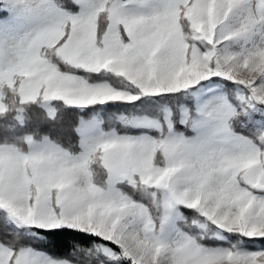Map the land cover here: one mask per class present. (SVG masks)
I'll return each mask as SVG.
<instances>
[{"label": "snow or ice", "instance_id": "snow-or-ice-1", "mask_svg": "<svg viewBox=\"0 0 264 264\" xmlns=\"http://www.w3.org/2000/svg\"><path fill=\"white\" fill-rule=\"evenodd\" d=\"M141 2L0 0V264H264V0ZM214 77L140 134L82 122L78 152L19 131Z\"/></svg>", "mask_w": 264, "mask_h": 264}, {"label": "trees", "instance_id": "trees-1", "mask_svg": "<svg viewBox=\"0 0 264 264\" xmlns=\"http://www.w3.org/2000/svg\"><path fill=\"white\" fill-rule=\"evenodd\" d=\"M60 2V0H58ZM74 10H78L75 9ZM108 78V77H104ZM233 82L224 80V85L227 87ZM226 94V93H225ZM180 97L179 101L176 100H165L160 101L159 97H141V100H148V105H141L140 101H136L133 104H126L124 102H112L105 105L89 106L87 108H77L72 106H63L62 102H54V105L58 111L56 119H51L48 114V109L43 106L33 107L31 120L27 128L19 129L21 132H34L39 130L40 136L48 135L49 138L61 146L68 148L71 151H80V140L81 135L75 131V128L79 126L84 119L97 116L101 120V124L104 129L109 130L113 126L119 129L121 132H128L130 134H140L148 131L144 128H136L131 125L125 126L124 120L120 116L131 117L137 115H148L150 113L163 114L166 106L168 105L175 113H177V119L180 112V103L183 102L188 106L194 103V98L191 93L175 94ZM159 101V103H157ZM0 123H3L0 121ZM177 129L185 131L186 134H191V131H186L182 124L177 122ZM5 134V129L0 128V135ZM156 135L155 132L152 133ZM188 211V210H186ZM82 235H89L88 233H82ZM97 243H100L98 237L95 238ZM36 248H46L43 241H38L33 245Z\"/></svg>", "mask_w": 264, "mask_h": 264}, {"label": "rangeland", "instance_id": "rangeland-1", "mask_svg": "<svg viewBox=\"0 0 264 264\" xmlns=\"http://www.w3.org/2000/svg\"><path fill=\"white\" fill-rule=\"evenodd\" d=\"M131 6L136 8V9H140L143 7H147V4L142 3L141 0H132ZM7 9H8V5L6 3L2 6H0V15H6ZM212 79L218 81V83L211 84L207 88H205V87H201V85H206V84H208V82L202 81L200 85L193 86L192 88L187 90L189 93H191L192 97L194 98V102L197 103L198 105L202 106V107L206 106L203 104L204 101H206L210 98H222L224 95H226L224 92V88H225L224 78L214 77ZM184 105L186 107L188 106L185 103H184ZM49 107H53V106L49 105ZM167 108H170V107L167 105L165 109H167ZM142 116H145V115H137V116H131V117H142ZM131 117L120 116V118L123 119L124 121H125V118H131ZM82 122H88V123L98 125L103 130L108 131V130L103 128V126L101 124V120L96 115L91 117V118L84 119V120H82ZM187 135L190 136V135H192V133L187 134Z\"/></svg>", "mask_w": 264, "mask_h": 264}]
</instances>
